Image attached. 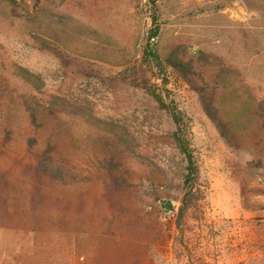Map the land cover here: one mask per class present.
Masks as SVG:
<instances>
[{
	"label": "rangeland",
	"instance_id": "obj_1",
	"mask_svg": "<svg viewBox=\"0 0 264 264\" xmlns=\"http://www.w3.org/2000/svg\"><path fill=\"white\" fill-rule=\"evenodd\" d=\"M175 47L222 65L231 83L218 99L228 108L252 97L264 104V0H0V127H10L1 165L19 155L28 103L55 112L73 142L69 165L82 176L110 149L105 140L122 141L131 184L110 208L98 183L68 187L66 218L81 220V230L56 223L53 204L41 215L54 223L37 239L0 230V264H264V130L248 123L231 142L222 136L164 60ZM156 96L180 115L199 171L179 223L183 161ZM157 197L172 200V223Z\"/></svg>",
	"mask_w": 264,
	"mask_h": 264
},
{
	"label": "trees",
	"instance_id": "obj_2",
	"mask_svg": "<svg viewBox=\"0 0 264 264\" xmlns=\"http://www.w3.org/2000/svg\"><path fill=\"white\" fill-rule=\"evenodd\" d=\"M154 34L155 30L148 33V39ZM49 49L52 51L50 47ZM146 51L147 48L144 53ZM149 52L158 62V55L153 47L149 48ZM164 60L197 91L203 110L214 121L222 136L228 134V141L231 142L235 137L244 135L242 126L248 123L251 125L256 123L254 126L259 131L264 130V104L261 101L252 97L248 101H239L232 108H228V104L218 99L231 83L230 76L225 77L226 72L219 62L201 52L188 54L179 47L172 49ZM207 68H211L215 73L212 77L211 74H206ZM155 98L160 105L168 108L158 96ZM24 112L28 132L23 138L20 149L16 150L19 155L6 154L11 164L18 168L19 179L24 187L21 196H18L19 194L13 189L15 188L13 178H16V175L12 172V165L9 168L3 167L0 163L1 231L22 232L37 239L39 234L48 232L49 224L54 223L50 217L44 219L42 215L51 216L52 210L49 208L56 204L61 216L56 223L62 225L63 229L70 227L78 232L82 228L81 220L69 226L66 218L69 204L65 201V197L68 187L83 181L98 183V191L107 204L106 208L119 203L127 193L131 192V184L122 168L121 155L126 151L122 141L116 138L105 140L103 144L110 149L96 155L92 171L82 176L81 172H73L74 167L69 165L65 152L72 145V141L67 140L69 138L65 127L53 123L55 112L48 107L39 108L28 103L24 105ZM168 112L174 124L170 135L183 161L181 173L183 195L178 211L175 212V221L179 223L194 193L199 189L196 187L199 171L180 115L172 108H168ZM0 132L3 136L0 141V154H3L1 148L7 145L4 139L10 137V127L1 126ZM10 145L7 147L11 150ZM156 200L160 216L167 210L174 209L171 199L157 197ZM80 212L81 209L77 214ZM33 241L31 244L35 245Z\"/></svg>",
	"mask_w": 264,
	"mask_h": 264
},
{
	"label": "built area",
	"instance_id": "obj_3",
	"mask_svg": "<svg viewBox=\"0 0 264 264\" xmlns=\"http://www.w3.org/2000/svg\"><path fill=\"white\" fill-rule=\"evenodd\" d=\"M149 41L154 42L155 41V37L154 36H150L149 37ZM173 218H174V211L172 209L167 210L163 214V219L169 224L172 223Z\"/></svg>",
	"mask_w": 264,
	"mask_h": 264
}]
</instances>
